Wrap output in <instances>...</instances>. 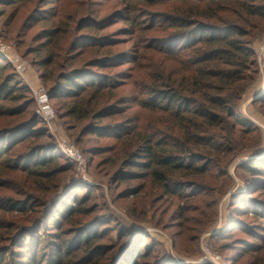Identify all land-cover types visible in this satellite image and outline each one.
Listing matches in <instances>:
<instances>
[{
	"label": "trees",
	"instance_id": "16d2710c",
	"mask_svg": "<svg viewBox=\"0 0 264 264\" xmlns=\"http://www.w3.org/2000/svg\"><path fill=\"white\" fill-rule=\"evenodd\" d=\"M56 1L61 7L52 14L35 15L33 8L22 23L45 24L27 53L36 55L33 65L44 70L49 96L77 144L89 134L116 139L110 147L119 146L124 160L119 181L141 180L119 197H138L149 182L159 196L179 201L188 187L206 192L223 163L261 136L244 118L242 102L259 74L255 45L264 35V0ZM0 63L1 77L11 64ZM17 77L0 78V118L7 119L0 126V264H159L134 229L90 227L98 223L93 194L71 189L54 197L72 165ZM243 168L264 188L263 161ZM257 201L249 210L257 221L251 235L264 251V200ZM245 207L244 201L238 211L248 214ZM133 208L140 219L143 211ZM185 214L179 208L176 216ZM58 217L63 224L50 231ZM115 231L122 242L112 246Z\"/></svg>",
	"mask_w": 264,
	"mask_h": 264
},
{
	"label": "rangeland",
	"instance_id": "374dc122",
	"mask_svg": "<svg viewBox=\"0 0 264 264\" xmlns=\"http://www.w3.org/2000/svg\"><path fill=\"white\" fill-rule=\"evenodd\" d=\"M53 1L30 0L21 6L0 3V44H5L8 47L7 53L24 64V69L22 67L19 70L15 62L6 56V52L0 53V62L8 61L11 64L2 71L0 78L7 79L15 72L17 81L29 86L33 92V108L36 114L47 125L49 133L59 146L62 159L72 165L54 197H65V193L71 189L73 193L86 191V194H93L90 204L97 206L95 214L98 223L90 227L100 229L105 222H110L111 226L122 224V227L134 229L138 233L139 242L142 245L149 244L153 252L155 251V261L159 264H264V251L258 250L256 246L261 242V238L251 235L256 230L254 224L257 221L252 218L254 212L249 211L258 203L257 200H264V194L260 195L264 188L259 187V181L253 182L254 178L243 168V165H249L256 160L264 162V109L260 107V99L264 97V77L258 74L242 102L244 118L257 127L261 136L252 140L254 144L248 143L246 147L237 150L223 163L219 180L210 177L211 183L206 192L203 188L188 187L185 191L189 194L179 201L165 195L159 196L156 187L149 182L143 183L138 197L123 199L119 197L121 191L141 183V180L119 181L117 173L124 160L118 152L119 146L110 147L117 143L116 139L108 133L98 139V136L89 134L84 136L83 143L77 144L73 136L75 130L71 129L69 121L61 117L55 100L49 99L55 115L46 117L32 89L43 87L48 91V86L42 78L44 70H39L33 65L36 55L27 53L31 43L36 44L32 41L38 40L33 39V36L45 24L42 21L30 22L31 18H28L24 26L21 25L33 8L34 14L41 16L43 13L52 14L55 10L52 8H55L56 4L57 8L61 7L58 1ZM65 6L68 9L67 4ZM261 44H264V35L256 43V51ZM6 123L7 119L0 118V126ZM94 145L109 147L95 151L91 149ZM70 146H73L76 152L75 158L65 152V148ZM7 185L10 186L11 183ZM11 188L9 187L8 191H11ZM244 201L248 207L242 211H247L248 214L238 211ZM133 205V209L143 211L140 219L130 214ZM179 208L186 211L185 218L176 216ZM111 212L115 216L113 221L109 217ZM19 215L20 213L11 214L9 218ZM242 219L249 222L244 223ZM51 222L50 231L63 224L60 217ZM116 227H110L109 230L113 231ZM112 242V246L122 242L117 231L113 232ZM124 245L125 242L122 247ZM32 249L31 246L30 251Z\"/></svg>",
	"mask_w": 264,
	"mask_h": 264
},
{
	"label": "built area",
	"instance_id": "2783aa9c",
	"mask_svg": "<svg viewBox=\"0 0 264 264\" xmlns=\"http://www.w3.org/2000/svg\"><path fill=\"white\" fill-rule=\"evenodd\" d=\"M7 49L8 47L5 44H0V53L6 52V56L9 58L10 61L15 62L17 69L20 70L22 67L24 69V64L22 63V61L16 58L15 56L7 53ZM257 56H258V62H259V73L261 76L264 77V44H261L258 47ZM32 89L37 95V100L41 105V110H42L43 115L46 117H53L56 112L54 108L52 107V105L49 103V99H50L49 92L43 87H40L37 89L32 87ZM72 147L71 146L66 147L65 152L69 156L75 158L76 152L74 151V148Z\"/></svg>",
	"mask_w": 264,
	"mask_h": 264
}]
</instances>
